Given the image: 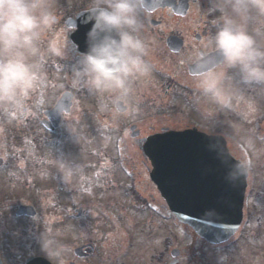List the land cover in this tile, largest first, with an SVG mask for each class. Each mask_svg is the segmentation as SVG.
I'll list each match as a JSON object with an SVG mask.
<instances>
[{
	"label": "rangeland",
	"instance_id": "374dc122",
	"mask_svg": "<svg viewBox=\"0 0 264 264\" xmlns=\"http://www.w3.org/2000/svg\"><path fill=\"white\" fill-rule=\"evenodd\" d=\"M65 2L70 8L89 4L88 0ZM209 6V0H198L191 6L186 21H173L172 28H162V32L168 33L164 40L153 35V39L146 42L149 45L146 59L151 65V72L133 83V91L127 98V114L117 113L108 95L92 94L82 87L73 88L66 69H59L55 74L44 70L46 79L41 86L16 103H0V161L10 162L12 158L20 157L17 162L24 159L28 164H40L41 170L36 177L44 183H54L48 179L56 178L55 183H64L68 190L60 198L63 204L73 207L64 214L61 211L57 214L44 213L39 227H31L29 243L37 253L58 264H67L69 260H74V248L89 241L96 247L94 255L88 260L91 264H122L126 261L150 264L154 247L157 251H165L168 248L166 236L170 234L169 241L183 252L182 264H264V91L243 89L245 97L254 99L253 107L241 103L235 111L220 112L211 119H206L194 104L196 90L187 66L192 64L200 50L205 53L210 50L208 38L218 13L209 12ZM70 10L57 9L60 19ZM56 31L60 33L62 42L66 41L67 37L62 30L59 31V25ZM170 33L186 40L179 55H172L166 46ZM197 34L201 35V41H197ZM72 57L75 59V54ZM67 90L76 96L71 113L64 116L58 131L44 134L38 120L43 111L54 106ZM11 116L18 120L28 116L30 129L26 123L16 127L17 121L10 122ZM133 125L141 131L136 139L131 137L130 128ZM192 127L207 134L223 136L236 158L247 156L252 161L244 224L221 250L207 245L191 228L176 226V220L155 218L150 212L147 213L149 216L144 212H119L121 209L129 210L126 201L122 200L121 189L125 183L133 178L135 180L132 173L136 174L138 180L135 182L140 184V190L148 193L147 196L155 197L154 185L151 182L148 185L144 173L150 165L142 151L146 138L163 129ZM10 129L11 134H8ZM21 133H29V136L24 138ZM61 157L75 161L78 166L71 183H66L58 172L57 161ZM55 171L58 176L54 175ZM7 178H11L8 171L0 173V186ZM50 200L48 195L45 199L43 197L41 208L46 209ZM102 201L109 202L106 204L112 202L113 206L110 211L99 210L101 214L96 208L101 209ZM81 207L83 215L76 219L77 210ZM8 220L12 222L10 218ZM12 232L19 233L15 226ZM42 234L51 241L50 251L56 254L49 255L42 250ZM12 240L13 246L19 249L22 242L14 237ZM128 243L136 245L133 251L128 249L129 254L124 252ZM110 257L112 260L108 262Z\"/></svg>",
	"mask_w": 264,
	"mask_h": 264
},
{
	"label": "clouds",
	"instance_id": "9594fccd",
	"mask_svg": "<svg viewBox=\"0 0 264 264\" xmlns=\"http://www.w3.org/2000/svg\"><path fill=\"white\" fill-rule=\"evenodd\" d=\"M55 4L0 0V103H16L41 86L49 56L65 57L67 45L56 31L60 17ZM209 5V12L218 13L208 38L211 51L192 60L197 68L193 102L206 119L235 111L241 103L253 107L245 88L264 91V0H209ZM142 8L143 0H89L87 50L77 48L78 59L70 68L73 88L110 96L117 113L127 114L133 83L151 72L149 45L141 36ZM57 164L62 179L70 182L78 167L75 161L61 157ZM251 168L245 156L232 165L226 179L235 183ZM50 244L42 234V250L56 254Z\"/></svg>",
	"mask_w": 264,
	"mask_h": 264
},
{
	"label": "water",
	"instance_id": "95a60500",
	"mask_svg": "<svg viewBox=\"0 0 264 264\" xmlns=\"http://www.w3.org/2000/svg\"><path fill=\"white\" fill-rule=\"evenodd\" d=\"M143 2L150 10L171 5L168 0ZM183 7L177 9V14L185 15ZM79 18L77 24L80 29L73 40L78 44L79 51L84 52L87 50L86 34L92 24L86 13ZM168 45L178 52L182 43L171 37ZM190 73L197 74L195 65L190 66ZM72 100L73 95L66 93L56 108L46 115L59 121L63 112L70 111ZM136 129V126L131 128L133 138L140 135ZM144 151L153 166L152 181L182 223L190 225L197 234L214 244L229 240L238 231L243 219L248 175L235 183L226 179L236 160L229 154L224 138L208 136L197 129L167 130L149 137ZM30 209L23 207L19 214H25ZM174 255L177 256V253ZM28 264L50 263L42 258H31Z\"/></svg>",
	"mask_w": 264,
	"mask_h": 264
},
{
	"label": "flooded vegetation",
	"instance_id": "af4514ba",
	"mask_svg": "<svg viewBox=\"0 0 264 264\" xmlns=\"http://www.w3.org/2000/svg\"><path fill=\"white\" fill-rule=\"evenodd\" d=\"M173 1L179 4L182 0H173ZM186 1L188 2V5H189V11L185 17L178 16L177 14H175V12L171 8H168V7L158 8L154 12H149L145 10L144 8H142L141 17H140L144 25V28L141 33L142 38L146 42H148V40L151 41V38L153 35H158V36H161L164 40V37L168 33L162 32L163 31L162 28H165V29L172 28L173 21H186L185 19L189 15L191 6L193 4L198 3V0H186ZM88 5L86 6L83 5V6L76 7V8H70L68 7L67 2H65V0H56L55 7L57 9H61L64 11L71 9L67 15H64L62 17L63 21H59L58 23L59 31L62 30L64 33V36H66L68 40L66 39L67 47H66L65 57L61 59L58 57L51 56L49 59V62L55 68L59 67V69L68 70L67 72L69 73V75H70L71 65L75 63V61L77 60V51H76L77 47L73 44V42L70 39V33L72 29L67 28L65 20L70 17H73V18L76 17L80 12L85 11ZM170 34L175 35L172 33ZM176 36H178L179 38L183 40V49H184L186 40L180 35H176ZM183 49L181 50L179 54L182 53ZM210 51L211 50H209V52ZM74 54L76 56L75 59L72 57V55ZM179 54H175V55H179ZM3 164L4 163L0 162V166H2ZM26 165H29V164L24 163L22 165L23 167H21V169L23 171L20 173V175L22 176L15 178L13 180V181H16L15 183L6 182L2 186H0V196H1L0 198V244H1L0 258L3 264H25L28 257L33 256V255L36 256V254L33 252L28 254V247H29L28 234H29L31 227H33V229H36L39 227V219L41 215L44 213V209L41 208L40 206V202L42 201L43 197L45 199L46 195H48V200L52 198L50 201H53V203L56 201V205L54 203L56 213L61 211V214H64L67 211H69L71 208H73L71 207L72 205L63 204L62 199L60 198V195H64L65 192L68 190L66 187H64L65 186L64 183L62 184H60L59 182L58 183H42L41 182L42 179L40 178L34 179L32 177H29V178L24 177L27 174L28 175L31 174L30 170L39 169V168L25 167ZM9 180L11 181V179ZM48 180L51 181V179H48ZM68 183H71V181ZM148 185L150 186V184ZM2 187H5V189H2ZM121 190H122V197H123L122 200H125L127 202V206L130 207V209H131V206L136 207V204L139 205V201L148 207V201L150 199H153L152 197L147 196L148 193L146 191L145 192L147 194H144L140 190V184L135 182L134 178L130 180L128 183H125L122 186ZM153 190L155 194L154 198L157 199V197L159 196V193L157 192L156 189H153ZM30 192L34 195L32 196V198H31ZM255 192L256 190L254 191V193ZM22 205L33 206L35 210L37 211V216L32 219L27 216H22V217L17 216L16 213L18 211V208ZM81 211L83 215V211H84L83 207H81ZM130 211L131 210H120L119 212L120 214H125L126 212H130ZM8 218L12 220L11 223L9 222ZM16 224L18 225L16 226ZM13 226H15V230L19 232L17 233L18 235L14 239L22 242L21 247H19V249L13 246L14 241L12 240V237H11ZM87 244H91V242L86 241L85 243H82L81 245H87ZM128 248L134 249V245ZM171 249L172 247L166 248L165 254L160 256L159 258H157V254L154 253L152 256V264H157L158 262L162 264H169L171 262V257H170ZM127 251L128 249L125 248L124 252L127 253ZM181 255L183 256L182 252H181ZM126 257L127 256L125 255L124 260H126ZM89 259L91 258H88V259L76 258L75 260H70L68 262L73 261L77 264H91L88 262ZM111 260L112 259L110 257L108 259V262H111ZM122 264H136V263H132V262L129 263L126 261V262H123ZM179 264L181 263L179 262Z\"/></svg>",
	"mask_w": 264,
	"mask_h": 264
}]
</instances>
